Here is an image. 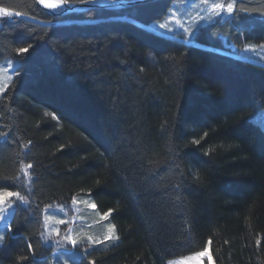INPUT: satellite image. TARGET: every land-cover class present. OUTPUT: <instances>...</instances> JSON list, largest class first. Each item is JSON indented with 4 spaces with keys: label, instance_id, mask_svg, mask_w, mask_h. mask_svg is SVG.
I'll return each instance as SVG.
<instances>
[{
    "label": "trees",
    "instance_id": "obj_1",
    "mask_svg": "<svg viewBox=\"0 0 264 264\" xmlns=\"http://www.w3.org/2000/svg\"><path fill=\"white\" fill-rule=\"evenodd\" d=\"M173 1L56 16L0 0L24 16L0 19V59L18 69L0 97V187L28 201L0 264H50L42 211L78 195L111 210L117 241L73 264H167L208 244L214 264H264V64L234 55L264 44V0H234L195 44L138 27Z\"/></svg>",
    "mask_w": 264,
    "mask_h": 264
},
{
    "label": "rangeland",
    "instance_id": "obj_2",
    "mask_svg": "<svg viewBox=\"0 0 264 264\" xmlns=\"http://www.w3.org/2000/svg\"><path fill=\"white\" fill-rule=\"evenodd\" d=\"M233 1L208 0V3L205 4L201 0H174L163 19L143 26L159 34L164 33L163 35L169 38L185 42V33L178 26L177 21L185 27H193V22L196 21V33L201 26L232 16L233 12L229 15L226 10H217L220 11L219 16H213L211 20L205 19L212 16L210 9L213 3L224 4L226 9V5L233 3ZM10 12L12 13L10 17L0 15V19L24 17L22 15L16 16L15 12ZM161 23L167 24L173 31L166 32L165 29H160L159 25ZM194 36L195 34L192 36L191 43L188 44H195ZM236 51L234 55L237 57L264 64V44H246ZM14 68L16 69V63L13 59H0V97L14 78ZM254 119L264 128V111L260 112ZM27 169V166L23 168L24 173H27ZM16 200V197H12L4 204H0V210H5L0 212V215L6 216V219L0 220V235L4 237V240L7 236L8 223L14 212ZM74 200L75 203L73 202ZM93 203L94 201L90 196L78 195L68 202L54 204L43 209V239L46 244L53 247L50 264H73L90 250L108 242L115 243L117 241V234L110 217L108 216L106 219L102 218L103 214L97 208L93 209L89 207ZM9 205H12V207L9 208ZM60 221L64 222L60 223ZM106 236L110 237V239L106 240ZM73 240L76 241V244L72 243ZM3 241L0 242V246ZM78 246L79 249L77 248ZM206 248L210 252L209 244ZM197 253L172 258L168 260L167 264H197ZM200 264H208L207 256L200 258ZM212 264H214L213 258Z\"/></svg>",
    "mask_w": 264,
    "mask_h": 264
},
{
    "label": "snow or ice",
    "instance_id": "obj_3",
    "mask_svg": "<svg viewBox=\"0 0 264 264\" xmlns=\"http://www.w3.org/2000/svg\"><path fill=\"white\" fill-rule=\"evenodd\" d=\"M82 2L96 3V0H82ZM110 2L115 3V0H110ZM201 2L207 4L208 0H201ZM39 3L42 4L47 9H51L53 11H59L60 9L67 10L68 7L71 5L72 0H39ZM154 3H155V0H135V6H137V7L148 8V7H151ZM121 6L123 7L125 5L121 4ZM217 10H226L227 13L230 15L234 10L233 3H228L226 5V9H225L224 4L213 3L211 5V9H210V11L212 12V16L206 17L205 19L211 20L213 16H219L220 11H217ZM0 15L10 17L12 15V13L8 9L0 7ZM15 15L20 16V13L17 12V13H15ZM133 23H135V22L133 21ZM177 24L180 28L183 29V31L185 33V43L186 44L191 43L192 36L195 34V31H196L195 26H196L197 22L196 21L193 22V25H194L193 27H185L179 21H177ZM138 27L143 28L144 26L138 25ZM159 28L165 29L166 32H172L173 31V29L170 26H168L167 24H164V23H161L159 25ZM163 34L164 33H161V35H163ZM31 47H32V45L29 44L28 47H20L16 51L18 54L19 53H27ZM13 71H18V69L14 68ZM0 135H3V134H0ZM194 143H198V141H194ZM28 167L31 168L32 165H28ZM12 197H16L19 203H22V204L28 203V201L25 200L24 197L21 196L18 192L6 191L2 187H0V204H4L9 198H12ZM73 202L75 203V200ZM8 207L11 208L12 205H9ZM89 207L95 209L97 206L95 203H93V204L89 205ZM3 211H5V210H0V212H3ZM110 212H111V210L109 212H105L103 214L102 218L106 219L110 215ZM4 219H6V216L0 215V220H4ZM63 222L64 221H60V223H63ZM105 239L106 240L110 239V237L106 236ZM3 240H4V237L2 235H0V242H2ZM72 243L76 244V241L73 240ZM209 243H211V241H209ZM29 248H31V245H29ZM205 256H207V258H208V264H212V256H211L208 248H205L203 251L198 252L196 254L197 264H200V258L205 257ZM25 259H27V258H25Z\"/></svg>",
    "mask_w": 264,
    "mask_h": 264
},
{
    "label": "water",
    "instance_id": "obj_4",
    "mask_svg": "<svg viewBox=\"0 0 264 264\" xmlns=\"http://www.w3.org/2000/svg\"><path fill=\"white\" fill-rule=\"evenodd\" d=\"M37 4L48 11L52 15L61 16L74 12H82L88 9L93 8H105V9H115V8H126L135 5V0L125 1V0H115V3L110 2V0H96V3H87V2H72L67 10L60 9L59 11H53L51 9L45 8L42 4L39 3V0H36ZM124 4L125 6H121Z\"/></svg>",
    "mask_w": 264,
    "mask_h": 264
}]
</instances>
